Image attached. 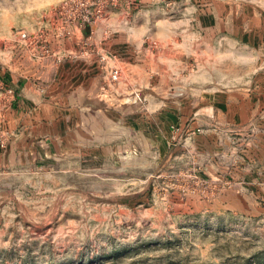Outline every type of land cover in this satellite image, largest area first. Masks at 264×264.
Listing matches in <instances>:
<instances>
[{"label":"rangeland","instance_id":"374dc122","mask_svg":"<svg viewBox=\"0 0 264 264\" xmlns=\"http://www.w3.org/2000/svg\"><path fill=\"white\" fill-rule=\"evenodd\" d=\"M0 264H264V0H0Z\"/></svg>","mask_w":264,"mask_h":264},{"label":"crops","instance_id":"0c3cea01","mask_svg":"<svg viewBox=\"0 0 264 264\" xmlns=\"http://www.w3.org/2000/svg\"><path fill=\"white\" fill-rule=\"evenodd\" d=\"M97 32V31H96ZM99 33V32H98ZM124 35V34H123ZM135 43H137L138 38H133ZM132 40H130V38L121 36L120 34L118 36H110V37H102V36H96V39L94 40V43L96 44V46L98 47L97 51L99 53H112L115 54L114 56H118V61H126V55L125 54H129L130 55V59L134 60V56L137 54L136 51H134V49H129L128 50V44L131 42ZM147 55V54H146ZM93 59H88L86 60L83 64L81 65L78 69L75 70V72L71 71V72H67V74H64L65 77L72 79L75 76H82V77H91L94 76L95 74L93 73V71L96 69V64H94L93 61H91ZM69 70L74 69V68H68ZM98 69V68H97ZM57 70V69H55ZM101 74H103V72H100ZM62 75V71L61 74ZM77 85L80 84H71L70 86L72 88H75Z\"/></svg>","mask_w":264,"mask_h":264},{"label":"built area","instance_id":"2783aa9c","mask_svg":"<svg viewBox=\"0 0 264 264\" xmlns=\"http://www.w3.org/2000/svg\"><path fill=\"white\" fill-rule=\"evenodd\" d=\"M82 22H85V23H87V22H89L88 20H87V17H81V19H80ZM19 37H20V39H22L23 41H26L27 40V36H26V34H24V33H19ZM115 74H116V72H114L113 73V75L115 76Z\"/></svg>","mask_w":264,"mask_h":264}]
</instances>
